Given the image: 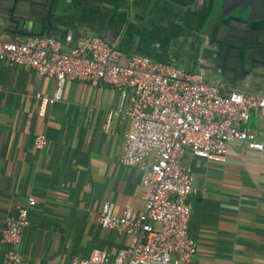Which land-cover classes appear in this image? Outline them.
I'll list each match as a JSON object with an SVG mask.
<instances>
[{"label":"crops","instance_id":"0c3cea01","mask_svg":"<svg viewBox=\"0 0 264 264\" xmlns=\"http://www.w3.org/2000/svg\"><path fill=\"white\" fill-rule=\"evenodd\" d=\"M197 5L198 0H55L49 37L64 46L99 37L118 51L120 63L139 55L211 82L218 77L200 50L205 42L176 21L182 10ZM0 36L21 38L4 28ZM225 86L264 94L262 83ZM53 88L52 79L0 62V231L3 220L31 197L35 205L21 236L22 261L69 264L92 250L112 258L129 237L98 227L101 205L112 203L115 216L126 208L131 217L142 211L141 173L118 162L130 121L122 117L111 87L78 81H67L61 99L38 117L40 98ZM246 127L262 151L231 142L222 163L188 153L181 160L194 190L186 200L187 235L195 244L187 264H264V119L250 112ZM39 134L46 139L42 151L32 145ZM4 252L0 244V264Z\"/></svg>","mask_w":264,"mask_h":264},{"label":"built area","instance_id":"2783aa9c","mask_svg":"<svg viewBox=\"0 0 264 264\" xmlns=\"http://www.w3.org/2000/svg\"><path fill=\"white\" fill-rule=\"evenodd\" d=\"M63 46L49 36H23L15 41L0 36V62L53 80L51 95L39 100L38 117L61 99L67 81L92 87L106 85L116 92L122 117L130 121L118 162L141 173L142 205L135 217H131L129 208L115 216L112 203L104 202L97 217L98 227L128 236V245L112 258L92 250L85 260L71 258L69 264L189 263L195 244L187 235L186 200L194 190L190 170L181 165V160L188 153L222 163L231 142L262 151V143L246 123L250 112L264 119V94L227 90L219 77L205 82L201 73H186L139 55L120 63L118 51L95 36ZM32 145L35 150H44L43 134L35 136ZM34 205V199L27 198L15 216L3 220L2 264H26L19 246L28 211Z\"/></svg>","mask_w":264,"mask_h":264},{"label":"water","instance_id":"95a60500","mask_svg":"<svg viewBox=\"0 0 264 264\" xmlns=\"http://www.w3.org/2000/svg\"><path fill=\"white\" fill-rule=\"evenodd\" d=\"M212 1L213 5L219 8L215 20L235 13L246 16L245 25L254 20L264 21V0ZM54 2L55 0H0V28L20 37L30 35L47 37L52 31ZM198 3L200 4L201 0H198ZM199 8L197 10L185 8L176 21L182 22L195 32ZM220 27L216 31V36ZM216 36L214 40H217ZM245 39L246 43L243 46L229 44L231 48H228L227 45L221 53L219 66L209 67L225 85L251 86L254 83H262L264 86V42L260 41L258 36L254 38L245 36ZM204 41L205 39L201 38V42ZM203 49L204 46L200 50ZM252 61L260 64L253 65Z\"/></svg>","mask_w":264,"mask_h":264},{"label":"flooded vegetation","instance_id":"af4514ba","mask_svg":"<svg viewBox=\"0 0 264 264\" xmlns=\"http://www.w3.org/2000/svg\"><path fill=\"white\" fill-rule=\"evenodd\" d=\"M201 7L202 0L200 4L198 3L196 8H192L191 10H197L198 8L200 10ZM215 17L207 24L204 30L200 33L198 31V13V18L196 21V30L194 32L200 38L205 39V45H203V52L205 54V57L207 55L206 59L211 63L210 64L207 61L208 66H219L221 53L225 50L227 45L232 44L243 46L246 43L245 36H249L250 38L258 36L260 41L264 42V21L254 20L249 25H245L244 23L246 21V16H242L235 13H231L230 15L222 19L215 20ZM219 26H221V29L219 30V33L216 36V31ZM215 36L217 40H214ZM228 48H231V46L229 45ZM252 63L253 65L260 64V62L255 61H252Z\"/></svg>","mask_w":264,"mask_h":264},{"label":"trees","instance_id":"16d2710c","mask_svg":"<svg viewBox=\"0 0 264 264\" xmlns=\"http://www.w3.org/2000/svg\"><path fill=\"white\" fill-rule=\"evenodd\" d=\"M218 11L219 8L213 5L212 0H202V7L198 12V31L200 33L204 30L207 24L218 14Z\"/></svg>","mask_w":264,"mask_h":264},{"label":"rangeland","instance_id":"374dc122","mask_svg":"<svg viewBox=\"0 0 264 264\" xmlns=\"http://www.w3.org/2000/svg\"><path fill=\"white\" fill-rule=\"evenodd\" d=\"M147 58V57H146ZM149 59V58H148ZM150 60V59H149ZM184 72H186V71H184ZM187 73V72H186Z\"/></svg>","mask_w":264,"mask_h":264}]
</instances>
